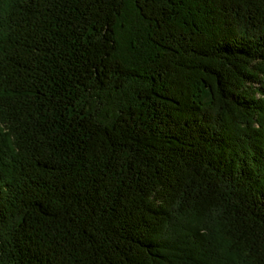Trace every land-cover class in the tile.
<instances>
[{
  "label": "trees",
  "instance_id": "obj_1",
  "mask_svg": "<svg viewBox=\"0 0 264 264\" xmlns=\"http://www.w3.org/2000/svg\"><path fill=\"white\" fill-rule=\"evenodd\" d=\"M0 264H264V0H0Z\"/></svg>",
  "mask_w": 264,
  "mask_h": 264
},
{
  "label": "rangeland",
  "instance_id": "obj_2",
  "mask_svg": "<svg viewBox=\"0 0 264 264\" xmlns=\"http://www.w3.org/2000/svg\"><path fill=\"white\" fill-rule=\"evenodd\" d=\"M130 12L133 11L132 9L129 10ZM131 30L136 33L140 34H146V29H145V23L141 20V23L138 22L135 25L130 26ZM124 38L126 41L123 40V47L127 52H130L131 57L133 59L137 58V55L139 54V51L143 48L144 45V40H145V35L142 37L139 36V38H133V33L130 32L129 27H126L124 30ZM129 37L133 39L132 41L129 40ZM147 41V38H146ZM135 42V43H134ZM135 46V47H134Z\"/></svg>",
  "mask_w": 264,
  "mask_h": 264
}]
</instances>
